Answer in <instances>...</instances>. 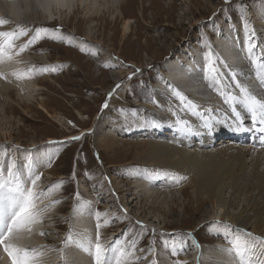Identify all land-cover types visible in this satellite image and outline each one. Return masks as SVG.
<instances>
[{
    "label": "rangeland",
    "instance_id": "rangeland-1",
    "mask_svg": "<svg viewBox=\"0 0 264 264\" xmlns=\"http://www.w3.org/2000/svg\"><path fill=\"white\" fill-rule=\"evenodd\" d=\"M118 2V0H90L84 11L80 8L79 11L70 12L69 15L61 16V18L54 15L45 22H41L51 28L55 27L58 32L75 34L79 39L88 36L94 43L97 42L95 46L102 50L99 57L89 58L85 51L81 52L79 48L66 43L58 44L44 35L32 47L17 56L23 61L24 70L29 67L37 69L34 78L22 80L26 84L38 83L41 86V90L34 91L33 99L27 100V85L24 86V83H20L12 74L7 77L5 75L7 79L0 80V92L4 91L2 87L12 89L10 94L7 92L9 89L6 91L7 94L0 93V152L7 150L10 157L17 156L22 160L27 159L29 151L34 156L55 152L57 155L54 157L52 167L39 168V171L43 173L40 188L46 189L57 181H65L63 188L51 197V199L60 200L61 203L50 208L43 223L38 225L37 234L43 243L39 245L46 246L41 249L44 252L41 264H49L50 261L53 263L56 261L54 264H66L71 254L81 257L78 260L81 259L82 262L85 256L82 257L83 254L81 253L80 256L77 252L78 249L80 251L86 247V241L95 239L94 214L97 210L102 214L106 213V218L112 221L109 226L101 229L102 242L106 245L110 244L108 241H112L114 235H116L115 240H124L126 236L130 239L140 234L142 230L136 221H141L146 226L147 231H144L142 238L138 239V249L145 250L144 252L137 250L136 255L141 257L138 264H150L154 258L158 260V264H172L177 257H170V247L172 245L180 247L185 240H195L199 245L202 243L206 244L205 246L215 244V233L212 232L215 226L210 225L211 221H203L202 215L206 209V203L195 204L194 188L188 186L191 180L189 175L187 178L181 172L169 169L164 170V173L155 174L154 176H168V179L161 177V180L165 184L172 183L173 186L169 187L167 184V187L165 184L161 188L155 186V191H165L168 196L164 198V194H161L159 203L157 201L152 206L151 200L144 202L146 199L141 195L143 192L137 191L133 184L134 180L150 181V175L144 177L146 169L139 168L141 166L134 163L131 155L123 150L128 148L126 146H118L114 153L99 150L94 135L98 134V129L104 131L103 128L106 126L108 132L112 133L106 121H111L116 115L135 112L138 114L135 105L137 102L156 106L154 103L158 97L156 94L158 89L154 87V80L160 78L163 74L162 70L174 59L178 60L185 54L192 56L195 50L196 55L201 57L206 51L203 46L205 38L207 42L217 39L215 36L228 32V28L229 31L234 29L238 31L242 12L252 25L261 28V23L258 25L256 22L264 18V0H231L228 4L225 0H125L122 4H117ZM112 4L118 7L114 6L106 11L104 5L111 7ZM121 5L125 11L124 19L130 22L129 30L125 34L122 30L123 20L119 18L120 9H117ZM97 9H99L98 14L94 15L93 12ZM88 12L87 16L90 14L93 16L87 18ZM17 26H14L12 30H18ZM21 27L29 30V36L34 34V29L45 28L41 25H34V28L30 25ZM7 30L9 29L5 27L3 31ZM29 36L15 41L14 52L19 50ZM103 53L106 55L103 56ZM25 56H28L26 60ZM42 56H45L49 63L38 59ZM98 58H101L103 63L99 64L93 60ZM110 60L117 62L119 68L111 67ZM52 67L56 68L55 72H39L40 68ZM136 69L140 71L136 72ZM114 74L121 77V82L116 93H113L114 96L112 95L114 98L111 103L108 94L114 89H109ZM16 95L19 97L17 98ZM106 100L108 107L103 108ZM174 103L176 104L177 101ZM170 109L174 110L172 107ZM147 118L152 125V121H157L161 127H164L163 125L166 124L164 119L173 120L175 116L169 115L163 118L157 116L156 118L151 112ZM197 120L196 118L197 127L204 126ZM173 122L176 120L174 119ZM129 124L131 127H125L129 130H125L123 135L126 138L118 136L119 141L137 143L140 140L146 142L145 139L151 138L150 141H152L154 138H160L158 135L142 133L141 125L132 120ZM81 134L83 136L80 140H70L71 137L81 136ZM219 138L226 137L218 135L214 138V142L219 141ZM166 140L167 138L164 141ZM170 140L166 142L168 145L170 142L171 146L186 151H192L193 143H201L197 147L198 152L204 149V151H216L220 148V146L215 147L214 142L211 144L212 148H208V145L201 141L205 140V137L201 140L193 138L190 146L186 140L181 139L180 135ZM49 141L58 143L49 144ZM243 143L234 144L233 150L244 147L245 150L253 151V157L259 153L264 157L260 150L256 151L249 147L247 149L249 145ZM129 169L136 170L135 179H130ZM77 191L80 193L82 203L78 212L74 211L77 205L75 199ZM122 200L129 205L127 209L121 203ZM140 213V216H146L151 220L155 217V221L160 226L153 227L136 219ZM76 214H80L79 217ZM83 220H86L89 230L86 237L83 236L85 238L79 240L78 229ZM89 220L90 224H88ZM41 227H43L42 231L48 233L47 235H39ZM70 229L72 240L65 245L64 239L69 235ZM152 229H155V232H152ZM239 231L241 235L249 232L248 230ZM169 237L175 240H167ZM178 238L179 241H177ZM166 245L169 247L166 248ZM150 248H154V255L149 252ZM193 254V252L184 254L187 260L182 254L178 259L186 260L187 264H190ZM62 256L66 257V260ZM70 262L71 259L67 264ZM8 264H10L9 260Z\"/></svg>",
    "mask_w": 264,
    "mask_h": 264
},
{
    "label": "bare ground",
    "instance_id": "bare-ground-1",
    "mask_svg": "<svg viewBox=\"0 0 264 264\" xmlns=\"http://www.w3.org/2000/svg\"><path fill=\"white\" fill-rule=\"evenodd\" d=\"M88 1L90 2V0H0V18L7 19L9 21L7 25L0 28V31H3L5 27L9 30H12L16 25H30V27L33 28L34 25H41L48 30L47 36L49 40L57 42L58 44L66 43L79 49L84 48L89 58H95V56L99 57V54L101 55L102 50H99L98 47H96L97 42L94 43V41H92L88 36H86L84 39H79L75 34L63 31L58 32L56 31L57 29H55V27L51 28L49 25L46 26V23L45 25L41 23L52 18L54 15H58L59 18H61V16H65L67 14L69 15L70 12L74 13L75 11H79L80 8L84 11L89 5ZM118 1L119 2L117 4H122L125 0ZM114 6L115 8L118 7L114 4H112L111 7L104 5L106 11L112 7L114 8ZM119 7L120 8L117 9H120L119 18L123 20L122 30L125 34L129 30L130 22L129 20L124 19L125 11L123 10V6L121 5ZM62 9L64 11H62ZM98 10L99 9H97L96 12L94 11L93 14L97 15ZM87 14H89V12L86 13V16ZM93 14H90L91 16L89 15L87 18L92 17ZM259 20L261 22H256V24L259 25L261 23L262 27L256 28L255 25H252V27L256 31L260 47L264 48V18H260ZM227 31L228 32L224 34L216 35L215 37H217V39L214 38V40L212 39L210 41L211 45H213L212 47L218 51V55L225 61V63L230 66V68L221 67L222 71L226 76L230 71H236L239 74L238 80L240 82H244L243 84L246 83L245 85H248L257 93L264 92V89L259 86L256 80L255 69H251L249 66L250 62L248 61L246 52L244 51V45L234 43L238 36L242 37L244 35L241 36L239 33H235L232 30L229 31V28ZM54 36L56 37L55 39L53 38ZM195 52L197 51L195 50L192 53V56L185 54L181 58H178V60L174 59L171 61L169 65L162 70L163 74L160 76V78L158 77L154 80V87L158 89L156 92L158 97L156 103H154L156 106H153L152 104H140L137 102L135 105L138 109V114L136 112V114H119L114 116V119H111V121H106V124L108 123L110 125L112 133L108 132L107 126L103 128L104 131L98 129V134L94 135L96 137V145L99 150L113 153L118 149V146L128 147L123 150L131 155V158L136 165L141 166L139 168L146 169L147 172L145 173L146 176L144 177L150 175V181L146 180V182H142L141 180H134L133 183L137 191L143 192L141 195L144 196V199H146L144 200L145 203L151 200V204L154 206L157 201L159 203V197L161 194H164V198H167L168 196L166 195L167 192L165 191H155V186L157 188H161L163 184H165L161 180L162 175L154 176L155 174L164 173V170L166 169L179 171L186 177L188 175L191 177L188 186H192L194 188L195 204L200 205L202 204L201 202L204 204L206 203V209L202 215L204 222L219 220L223 221L227 225H230L231 229L227 233L228 238H231L235 234H240L239 230H248L257 236L264 237V168H261L262 166L264 167V157L260 155V153L259 155H255L253 157V151L250 152L249 150H245L243 149L244 147L238 148L236 150H233L232 148L234 144H241L246 141L247 143L243 144L249 145L247 146V149H256V151L260 150L264 154V132H262L260 128H257L258 131L254 134H249L244 131H234L231 130L232 128H230V126L224 128L223 123L227 124L228 119L222 116V113H225V108H223V99L217 94V92H214L213 98L211 89L208 86V81L204 79V74L202 71L203 64L201 65L202 59L199 57V55H196ZM102 55L104 56L106 54L103 53ZM27 57L28 56L24 57L25 60ZM38 59H40L41 62L49 63L45 56L40 58L38 57ZM246 59L248 64H246ZM93 60H96V62L99 64L103 63L101 58ZM22 63L23 61L19 60L17 56L13 55L12 60H4L3 62H0V71L3 72L7 77L11 75L13 71H23L25 66L23 67ZM109 64L115 69L116 66H119L117 65V62H111V60ZM98 66L99 65H97V67ZM125 71H127V69ZM100 75L102 74L100 73ZM120 75L122 76V73ZM120 78L121 77H119V75H112V85L111 88H109L110 90L115 88L117 84H120ZM166 78L169 79V83L174 82L183 88L182 94L199 106V114L192 113L190 110H184V106L181 105L179 100L174 97L173 94H171L172 91L166 94L164 90L161 91V89L158 88L161 86L167 88L169 87L167 86L169 84H164ZM19 81L20 83H24L22 80ZM230 82L232 81L229 77L226 80V83L230 84ZM25 84L26 82L24 83V86L27 85V100L33 99L35 90L42 89L38 83ZM2 88L4 91L0 93L7 94L6 91L9 89V87ZM10 89L7 91L8 94H10L9 92L12 90ZM173 89L174 88L172 87V90ZM229 90H231V88ZM234 91H237V89H234ZM16 97L18 98L19 96L16 95ZM113 98L114 97H111L109 100L111 103H113ZM175 101H177L176 104L174 103ZM216 102H218L220 105H218ZM171 107L174 108L175 111H170L169 109ZM159 108H161L162 112L158 115L154 111ZM151 112L156 118L157 116L159 118H163L169 115H174L175 118H173V120L175 119L176 121L182 118L188 121L192 131H182L181 126L177 124V122H173V120L170 119H168L169 121L164 119V122H166V124L163 125L164 127H161V124L159 126H154L148 121L149 118H147L148 114ZM145 114H147V116H145ZM142 117L143 119H141ZM196 118L198 119L197 121L200 120L201 124L204 126L200 125V127H197V122L195 125ZM207 119H211L213 122V127L211 129L205 127V120ZM130 120L141 125L142 133L155 136L158 135L160 138H154L152 141H150L151 138L149 137V140L145 139L146 142L144 140H140V142L137 143L119 141L118 136L124 135L126 130L125 127H131L130 125L133 122L129 124ZM213 132L215 134L211 137ZM220 134L221 137L226 135V138H219V141L214 142V138ZM178 135H180L181 139L186 140L189 146L193 142V138H198L201 140V138L203 139L205 137V140L201 141L202 143L208 145V148H212L211 144L213 142L215 147L220 146V148L218 147L219 150L216 151H204V149L198 152L197 147L200 146L201 143H193L194 145H191L193 148L192 151H186L185 149L171 146L170 142L169 145L166 143L167 140H173V138ZM123 137L126 138V136ZM165 138H167L166 141H164ZM228 145L230 146L228 147ZM254 154L256 153L254 152ZM129 170L131 171L128 173L129 177L131 176L130 179H135V176H137L136 170ZM162 178L168 179L169 177L163 176ZM154 181L158 182L159 185L154 184ZM168 183L166 182L169 187L173 186L172 183ZM44 203H48V200ZM121 203L126 209L129 207L126 201L122 200ZM79 215H77V217H79ZM140 215L141 213L138 214L136 219L142 220L153 227L158 228L160 226V224L155 221V217H153L151 220V218ZM88 224H90V220ZM38 230L39 226L37 225L35 226L32 234L25 233L22 239L13 241V243H15L17 246H22L25 248L40 247V245L43 243H41L42 239L37 234ZM42 230L43 227H41V231ZM88 230L89 226H87L86 220L81 221L80 228L78 229L79 240H82L86 237ZM212 232L215 233V244L205 246L206 244L203 245L200 243L199 248H197L190 240H185L182 242L180 246L184 247V251L181 253L184 256V259L187 257H185V255L193 252V257H190L192 264H236L234 257L224 251L225 248L229 247L228 239L225 238V229L223 227L215 226L214 231ZM115 237L116 235L112 237L113 240H110V244L115 240ZM168 239L175 240L173 237H169L167 240ZM177 241H179V238ZM173 243L174 242H172V244ZM80 251L78 249V252H76L77 254H80V256L82 253V257L85 256L82 262L81 259L78 260L81 257H77L76 254H71L68 256L69 261L71 259L69 264H91L90 259L92 255L87 250V245ZM72 256L76 257L72 258ZM8 260L7 254L4 253L3 248L0 247V264H8ZM69 261L67 260V262ZM54 263H56V261H54ZM54 263L52 261L49 262V264Z\"/></svg>",
    "mask_w": 264,
    "mask_h": 264
},
{
    "label": "snow or ice",
    "instance_id": "snow-or-ice-1",
    "mask_svg": "<svg viewBox=\"0 0 264 264\" xmlns=\"http://www.w3.org/2000/svg\"><path fill=\"white\" fill-rule=\"evenodd\" d=\"M230 2L231 0H225L226 4ZM240 20L245 36L244 51L248 61L255 69V77L259 86L264 89V48L260 47L256 31L243 12L240 15ZM8 23L7 19L0 18V28ZM17 29L16 31H0V62L12 60L13 53L19 56L32 47L42 36L48 34V30L45 28L34 29V34L31 36H29V30L25 27L17 26ZM25 36H29V39L19 47L18 51L14 52L16 49L15 41ZM53 38L55 39L56 37L54 36ZM204 47L206 48L202 56L204 79L208 81V86L222 97L223 103L228 105L235 127L238 129L243 126L246 114L247 119L251 121L252 127L259 126L260 130L264 132V92L257 93L248 85L241 83L238 80L239 74L236 71H230L226 76L221 67L230 68V66L215 53L206 38ZM80 51L84 52L85 49L81 48ZM105 66L110 67V65ZM36 71L35 67H29L24 71H13L12 75L17 80L32 79ZM48 71L55 72L56 68L39 69L40 73ZM139 71L140 69H136V72ZM229 77L233 84L226 83ZM0 78L6 79L3 72H0ZM119 87L120 84H117L113 92L108 94V97L111 98ZM233 87L238 91L229 90ZM172 94L184 106V110L199 114V106L180 91L173 89ZM102 107H108L107 100ZM176 122L181 126L182 131H192L188 121L181 118ZM152 123L154 126H159L157 121H152ZM205 127L208 129L213 127L211 119L205 120ZM82 136L83 134L74 136L70 140L77 141ZM55 143L58 142L49 141V144ZM56 155L55 152H46L43 156H34L29 151L27 159L20 162L16 158L10 157L7 150L0 152V247L7 254L10 264H41V258L44 255L41 249L46 246L25 248L17 246L13 241L22 239L25 233L32 234L35 226L43 223L49 209L61 203L60 200L51 199V197L63 188L65 181H57L46 189L40 188L43 173L39 171V168H51ZM181 179H186V177H181ZM45 199H48L47 204L44 203ZM75 199L77 205L74 211L78 212L82 206L78 191L75 193ZM94 215L96 218L95 239L87 241V250L93 256L94 264H138L141 257L136 255L137 250L140 252L145 251L142 248L138 249V239L142 238L144 231H147L146 226L141 221H136V224L142 230L140 234L130 239L126 236L124 240L117 239L106 245L102 242L101 229L109 226L112 221L106 218V213L102 214L99 210ZM211 225L225 229V238L228 239L229 247L225 248L224 251L234 257L236 264H264V237L256 236L251 232H244L242 235L235 234L228 238L227 233L231 229L230 225L219 220L212 221ZM151 231L155 232V229ZM47 234L45 231L39 232L41 236ZM71 240L70 229L69 235L64 239L65 245H68ZM192 244L199 248V244L195 240L192 241ZM165 247L168 248L169 246L166 245ZM183 251V246L176 247L172 245L170 247V257H177L172 264H187V261L178 259ZM149 252L154 255V248H150ZM62 258L66 260V257L62 256ZM143 258L147 259V257ZM150 264H158V260L154 258L150 261Z\"/></svg>",
    "mask_w": 264,
    "mask_h": 264
}]
</instances>
